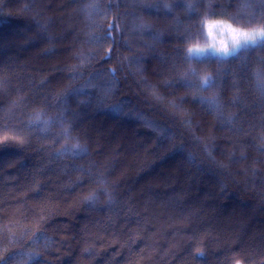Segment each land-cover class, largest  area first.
<instances>
[{
  "label": "trees",
  "instance_id": "1",
  "mask_svg": "<svg viewBox=\"0 0 264 264\" xmlns=\"http://www.w3.org/2000/svg\"><path fill=\"white\" fill-rule=\"evenodd\" d=\"M189 2L198 9L191 16L178 2L167 13L114 0H0V131L25 141L0 147V255L7 256L0 264H23L21 253L36 247L33 234H42L41 245L52 242L39 249L43 264H264V100L252 74L264 67V51L247 54L246 65L193 58L192 66L217 80L202 96L217 97L219 112L168 87L163 81L188 66L187 37L206 38L198 19L234 17L240 8L239 0H210V10L209 0ZM90 3L96 11L87 10ZM141 21L151 27L139 30ZM111 23L120 26L114 42L106 35ZM81 57L89 62L81 66ZM73 66L78 86L91 81L84 90L97 103H119L124 112L82 115L72 134L87 154L73 155L67 144L58 155L63 140L55 129L29 132L26 120L36 108L54 110ZM110 68L118 83L104 98ZM135 113L167 129L168 138ZM99 170L115 181L116 202L89 208L80 197L88 173ZM197 248L205 256L193 259Z\"/></svg>",
  "mask_w": 264,
  "mask_h": 264
},
{
  "label": "snow or ice",
  "instance_id": "2",
  "mask_svg": "<svg viewBox=\"0 0 264 264\" xmlns=\"http://www.w3.org/2000/svg\"><path fill=\"white\" fill-rule=\"evenodd\" d=\"M117 5L120 2L128 3L131 2L133 4H139L141 7L145 9H153L156 11L164 10L167 13H171L173 9V4L181 3L185 6V12L191 16L192 13L198 12V9L195 5L189 0H173V4L165 3L164 0H156L155 4L146 3L145 0H114ZM197 3L202 2V0H196ZM240 8L237 12V15L234 17H230V20H234L235 22H228L223 19H214L210 18L215 16V13H212L210 16L208 13L198 19V23L200 25L199 35L203 36L204 32L207 31L208 36H214L217 32L224 33L226 32L230 37L231 43L224 42L219 46L216 45L215 42L212 44L204 43L202 44L200 40L193 39L192 37H187L188 46L185 50L184 60L189 65V72H192L195 75L194 70L190 67L192 65L193 58L199 60L204 57H214L215 63L218 66L223 67L226 64H230L235 62L236 60H241L244 65L247 63V54L251 52L264 51V0H239ZM211 9V2L209 0V10ZM87 10L96 11L97 5L95 3H90L87 5ZM259 18V19H258ZM139 30H147L151 26L143 21L137 26ZM120 26L118 23H111L108 25V32L106 33L107 38L109 40H113L111 33L112 31H119ZM154 38L158 39L159 34H156ZM206 39V38H205ZM113 50L109 48L105 54L104 59L111 60L112 59ZM89 62L88 57H81V66L85 65ZM73 73L72 79L77 77L78 68L74 67L70 69ZM227 75L228 73H223ZM253 76L256 81L257 89L260 93V97L264 100V67L257 68L253 71ZM109 79L106 81V87L103 92V97L106 98L113 94L115 87L118 83V77L116 75V69L110 68L107 73ZM220 73H218V76ZM181 80L188 87H196L197 85L190 79H187V74L184 77H181ZM4 81L0 79V88L3 87ZM233 86H236V81L233 79ZM93 85L87 84L83 86L79 91H84V88L92 87ZM218 86L217 80L214 78L205 77L202 82L198 85V90H212ZM152 96L161 101L163 98L159 96L155 89L152 90ZM201 103L207 105L210 111L219 112L220 105L217 97H199ZM98 104L103 105L104 99L101 98L98 101ZM114 112L123 113L124 105L116 104L110 105ZM173 107H176L173 104ZM135 118L143 121V125L145 127L151 128L153 131L158 132L160 138H168L167 129L160 128L155 125L151 120H148L140 113L134 114ZM229 123H231V118H229ZM53 121L44 119L43 114H38L33 122H30L29 127H35V129L41 133H47L51 127L53 126ZM186 126H191V121H185ZM3 133H7L2 139H0V147L7 146L9 142L22 145L25 143L24 138L18 134H13L7 130L0 131ZM72 133V129L66 128L63 130L62 135L65 137H70ZM264 139V138H262ZM259 150L264 153V143L259 146ZM69 151L67 144L62 148V150L58 153V155H64ZM71 152L73 155H85L88 152L87 147H82L79 143L71 145ZM211 157V152L208 153ZM234 155V154H232ZM243 157V153L241 154ZM214 160L215 158L212 157ZM224 167L223 165H220ZM253 175H255V170L253 171ZM38 227V226H37ZM41 235L33 234L30 239L35 243L36 247L33 250L21 253V257L26 256L27 259L23 261V264H43L44 256L43 253L39 250L41 247L45 250L50 249L52 242L44 238V242L41 245L40 239ZM10 237L14 239L15 234L10 233ZM6 251V250H5ZM87 251V249L85 250ZM205 253L203 249L197 248L195 251V255L193 259L203 258ZM7 260L6 255H0V262H4ZM235 264H241V261L236 260Z\"/></svg>",
  "mask_w": 264,
  "mask_h": 264
},
{
  "label": "clouds",
  "instance_id": "3",
  "mask_svg": "<svg viewBox=\"0 0 264 264\" xmlns=\"http://www.w3.org/2000/svg\"><path fill=\"white\" fill-rule=\"evenodd\" d=\"M210 18L223 19L225 21L231 22V20L226 17ZM213 42H215L216 45L219 46L224 42L231 43V40L226 32H217L214 36H208V33L206 31V39H204V42L202 44H212ZM74 67L78 68L77 66H73V68ZM190 67L194 70L195 75H193L192 72L188 71V65L186 69L178 73L177 77L174 80H165L163 82L168 87L179 86L180 88L186 90L185 95H192L193 97H201L203 93L210 92L211 90H198V85L205 77L213 78V72L210 69L200 71L192 65ZM186 74L187 79L192 80L194 84L197 85L196 87H188L184 84V82L181 80V77H184ZM78 83V77L72 79L67 88L53 97L52 105L50 106H54L53 111H49L47 107H40L30 112L26 120L28 131L31 132L32 130H36L34 126L29 127L30 122H33L38 114H43L44 119H48L54 122L53 126L48 132L55 129L56 136L63 140L61 149L66 144L73 145L76 143H79L82 147H86V145L72 133L70 137H65L64 135H62L63 130L69 127L72 129L75 121L78 120L82 115L87 114L89 111H106L108 113H113L114 111L111 107L105 108L103 105L98 104L95 99V92H89L86 90L79 91L82 87L78 86ZM87 84H91V81H87L85 85ZM81 97H88V99H81ZM5 135H7V133L0 132V139H2ZM88 176L91 180V183L88 190L81 195L80 202L89 208L115 204V181L110 180L105 174L104 170H99L95 174L89 172ZM81 178L82 177H78V179ZM40 251L43 253L42 250Z\"/></svg>",
  "mask_w": 264,
  "mask_h": 264
}]
</instances>
